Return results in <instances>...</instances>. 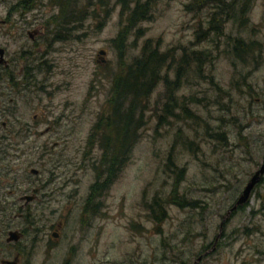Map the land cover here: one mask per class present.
<instances>
[{"label": "rangeland", "instance_id": "1", "mask_svg": "<svg viewBox=\"0 0 264 264\" xmlns=\"http://www.w3.org/2000/svg\"><path fill=\"white\" fill-rule=\"evenodd\" d=\"M13 1L0 0V48L6 49L3 57L21 58L14 65L18 70L29 61L18 57L21 44L32 50L28 56L35 62L43 55L25 32L16 39L3 32ZM192 1L152 0L150 19L136 26L141 33L134 32L136 27L128 32L122 59L113 42L125 24L126 10L118 0H38L37 8L12 14V21L46 19L60 23L59 33L70 30L66 39L41 43L51 47L52 67L45 75L46 63L35 69L32 90L3 87L0 96V105L10 101L9 110L20 118L0 115V132L14 133L24 123L35 131L19 152L11 148V164L26 167L27 192L45 178L59 184L49 202H32L29 210L46 213L42 218L47 222L64 219L59 242L35 249L28 245L23 264H264V172L245 200L236 202L264 159V0L249 1L243 23L231 17L222 21L223 35L209 28L213 7ZM63 3L70 7L62 11ZM75 8L79 20L68 28L61 22ZM236 35L254 40L251 54L232 53ZM148 40L160 51L170 50L166 80L161 69V79L143 100L139 138L103 192V205L83 213L67 205L64 196L83 197L94 182L100 146L97 133L92 142L89 133L108 110L114 75L124 72ZM184 49L207 53L198 62L201 70L196 71L194 61L185 66L171 90L174 105L166 108L168 82L176 79L173 55L177 59ZM187 96L194 99L187 107L199 118L187 116L181 107ZM54 112L65 115L52 121ZM222 130L224 138L216 134ZM181 194L194 204L181 207L171 200ZM159 202L165 214L158 221Z\"/></svg>", "mask_w": 264, "mask_h": 264}, {"label": "flooded vegetation", "instance_id": "2", "mask_svg": "<svg viewBox=\"0 0 264 264\" xmlns=\"http://www.w3.org/2000/svg\"><path fill=\"white\" fill-rule=\"evenodd\" d=\"M30 5L26 7V0H15L8 7L7 12V25L5 26V30L8 38L16 39L19 37V34H23L25 32L30 37V42L33 43L37 48V54L41 53L43 58L39 60V63L34 61V56H28L32 50L26 48L25 44L23 48L19 49V56H26L27 60L31 62H35L36 64H29V61L25 62L26 64L20 63V67L14 68L16 61L21 58H11V57H3L6 54V49L3 47L2 55L0 54V96L4 95L3 87H10L13 91L26 93L29 90H32V80L34 78L35 69H38L42 65V63H46L47 67H44L46 70L45 73H49L51 70L52 64H49V57L47 55L50 52L51 47L42 46L41 43H46L52 45L54 40L62 39L65 37H70V30L66 34L59 33V25L57 21H47L42 20L41 23H29L30 26L26 28H22V31L17 30L21 28L23 24L20 21H12L11 16L14 13L19 12V14H23L26 8H37L38 0H30ZM27 3V4H29ZM62 24H66L68 28H74L76 24L70 26V22L74 21H65L62 20ZM16 29V30H14ZM36 33V34H35ZM22 38V36H21ZM66 39V38H65ZM40 51V52H38ZM2 56V58H1ZM18 74V77L14 75ZM38 85L37 88L39 86ZM12 99V98H10ZM1 103V102H0ZM13 105H0V115L5 117L8 115L9 120L19 119L16 115L15 110L11 109ZM8 107V108H7ZM39 112H36L35 115L38 117ZM65 115V112H60L57 115L54 112V116L52 121L62 119ZM36 117V118H37ZM36 121V119H35ZM3 124L6 122L2 121ZM22 125L25 127L22 128ZM32 125L28 123L21 124L19 129L14 132H0V264H7L10 260H15L18 264H23L22 261L26 259V255L24 254L27 246L29 245L31 249H35L43 243L47 247H52L57 244L59 238L61 236V229L63 228L64 219L59 218L56 221L47 222L42 218V215H47L46 213H34L35 211H30V204L35 201L46 202L51 199L52 190L58 188L59 184L55 181V178L52 179L45 178L44 181H37V185L32 188L31 193L27 192V186L25 184L26 180V167L22 165H12L11 164V148L15 150V152H19L20 145L25 144L28 136L35 131H32ZM17 135L20 137L18 138ZM90 135V133H89ZM89 141V138H88ZM90 142V141H89ZM37 144L35 143V146ZM38 149H42V144L39 143L37 145ZM83 145L80 147V149ZM85 149V147H84ZM83 149V150H84ZM24 150V149H23ZM101 151H99V158L95 159V162H99L100 168L96 171V178L94 180V185L97 181H104V173L105 171L101 165ZM82 154V152H80ZM20 154V153H19ZM77 163V162H76ZM79 164V163H78ZM94 169L95 166L94 165ZM34 174H37L39 171H30ZM52 172V171H51ZM69 172V171H68ZM100 172V173H99ZM55 173H53L54 175ZM115 173L113 172L112 179L115 177ZM66 178H69V174L66 175ZM99 179V180H98ZM48 180V182H45ZM44 182L46 184H44ZM92 184H90L91 187ZM12 187V188H11ZM89 187V191L83 197H73V195L64 196L65 203L71 207L76 209H81L83 213L88 214L89 211L95 213L99 207L103 205V192L100 196L92 193L90 194L91 188ZM59 190V188H58ZM13 210L14 212L12 213ZM33 212V213H32ZM12 216L16 220V223L13 224ZM31 218V220H30ZM27 219H29L27 223ZM42 219V224L40 227V221ZM48 226V227H47ZM47 227V228H46ZM260 250V249H259ZM264 250V249H263ZM261 250V251H263Z\"/></svg>", "mask_w": 264, "mask_h": 264}, {"label": "trees", "instance_id": "3", "mask_svg": "<svg viewBox=\"0 0 264 264\" xmlns=\"http://www.w3.org/2000/svg\"><path fill=\"white\" fill-rule=\"evenodd\" d=\"M132 1L134 0H118L122 12L126 10L125 24L120 28L117 35L113 38V42L118 48L119 59L124 57L125 49L123 44L128 38V32L130 30L132 31L139 22L150 19L152 12V0H136L135 3H132ZM249 1L250 0H193L192 2H205L213 7V9L210 11L209 19V23H211L213 26L209 28H212L213 33L216 35H223L226 33L223 30L222 21L230 17L235 21H239V23H243L247 20L245 13L247 12ZM29 2L30 0H26V7L30 5ZM70 4L65 5L63 3V7L61 8L62 11L68 9ZM65 18H67L63 19L65 21L79 20V10L76 8L73 9L69 13L68 17ZM200 31L206 32L203 29L198 30V32ZM134 32L140 34L141 27H136ZM253 44L254 40L246 41L242 36L236 35L233 37V47L231 49L232 53L241 57L243 52H245V55L251 54L253 51L251 49ZM169 52V49L160 51L156 45L152 46L148 40L142 46L140 54L135 56L126 65L124 72L114 75L110 88V94L107 100L109 105L108 110L106 113L103 112L98 117L91 129L90 135L88 136L89 141L92 142L94 140V138H92L94 133H97V141L100 148L102 149L101 166H104V168L106 167L103 169L105 171L104 181H97L95 185L92 183L90 187V194L92 193V196L94 194L100 196L102 191L109 187L110 183L114 179H112L113 172L115 175H117L118 171L128 159L130 150L139 138V129L144 123L143 110L146 105L143 100L147 97L149 91H152V89H154L158 81L161 79V69L162 73H164L163 77L166 80L169 64H166L165 62L167 61L168 56H170ZM203 53L205 55L207 52L202 49H184L177 59H175V55H173V62H177L176 79L169 80L168 82L170 86L167 88L169 95L166 108L172 107L174 105L171 90L175 86L177 78L181 72L185 70V66L188 67L190 62L194 61L196 71L201 70V67H198L200 66V63L198 62L200 61L201 54ZM164 68H167V70L163 72ZM202 76H205L204 72L202 73ZM188 100L194 99L192 96H187L185 99L186 104H181V107L184 108L187 116L199 118L195 112L191 111L190 108L187 107ZM224 133V130L216 131V134L221 136V138H224ZM186 139L187 138L185 137L184 142ZM170 169L173 170L172 168ZM179 196L180 197L173 195L171 200L176 202L177 205L181 207L194 204L195 202L183 194ZM156 199L158 198L155 197L154 200L156 201ZM155 204L159 207V209L157 213H154V216L156 220L159 221V219H161L165 214V208L162 207L161 202Z\"/></svg>", "mask_w": 264, "mask_h": 264}, {"label": "water", "instance_id": "4", "mask_svg": "<svg viewBox=\"0 0 264 264\" xmlns=\"http://www.w3.org/2000/svg\"><path fill=\"white\" fill-rule=\"evenodd\" d=\"M2 52H3V49L0 48V54H2ZM104 52H105L104 49L100 50V53L103 54ZM32 171H36V169H32ZM262 172H264V159H263L260 167L255 171V173L253 174V176L251 177V179L249 180V182L245 186L242 194L239 196L238 200L236 201L237 203H241L243 200H245V198L248 196L250 189L253 187L255 182L258 181V179L260 178V174ZM232 207H234V205ZM7 264H18V263L15 260H10L7 262Z\"/></svg>", "mask_w": 264, "mask_h": 264}]
</instances>
